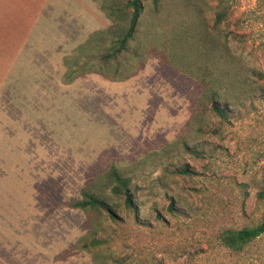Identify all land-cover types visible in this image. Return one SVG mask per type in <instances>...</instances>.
Masks as SVG:
<instances>
[{"label":"rangeland","instance_id":"374dc122","mask_svg":"<svg viewBox=\"0 0 264 264\" xmlns=\"http://www.w3.org/2000/svg\"><path fill=\"white\" fill-rule=\"evenodd\" d=\"M85 42L53 84L83 77L75 100L0 90V264H264V236L240 258L219 240L264 211V0H149L104 74L88 71L106 46ZM229 54L242 104L224 122L200 101L206 67L225 76ZM88 188L117 222L72 207Z\"/></svg>","mask_w":264,"mask_h":264},{"label":"crops","instance_id":"0c3cea01","mask_svg":"<svg viewBox=\"0 0 264 264\" xmlns=\"http://www.w3.org/2000/svg\"><path fill=\"white\" fill-rule=\"evenodd\" d=\"M110 24L100 0H0V90L17 84L25 92L24 85H29L39 99L69 94L67 99L75 100L71 94L78 92L83 77L60 92L53 88L61 83L64 58ZM40 83L50 85L38 93L31 85Z\"/></svg>","mask_w":264,"mask_h":264},{"label":"trees","instance_id":"16d2710c","mask_svg":"<svg viewBox=\"0 0 264 264\" xmlns=\"http://www.w3.org/2000/svg\"><path fill=\"white\" fill-rule=\"evenodd\" d=\"M147 1L149 0H103L102 3L100 2L106 17L111 21V25L106 30L91 35L83 47H81V49H83L88 46H93V42L99 43V45L103 43L99 46L100 50L106 46V50H101L105 52L98 57L100 67L97 68L96 65H92L88 71L89 73H106L105 68H109L112 62L119 63V57L123 55V53L128 52L129 44L135 40L140 19L144 12L145 2ZM152 1L154 3L158 2V0ZM206 55L210 58L209 53H206ZM223 58H225V56H223ZM228 58L230 59L226 61L224 59V62H232L229 61L232 59L230 54ZM234 64L235 63L228 64L227 72L223 77H215L213 75L215 74V70L208 66L205 72L206 77L202 78L204 90L202 92L200 104L204 106L210 105V109L224 122H230V114L233 113L232 110L238 108L242 104L236 94L238 90V80L236 76L239 72L232 69L236 68L233 67ZM210 75L214 77L209 79ZM74 79L75 78H72L68 82H72ZM186 149L191 151L192 154L198 156L200 154V151L194 147H192V149L187 147ZM177 173L183 175L193 174L188 167L177 170ZM109 176L116 184L112 189L113 193L117 196H124L127 208L135 211L134 196L129 187L130 180L121 175L116 167H112ZM260 197L264 199V194H260ZM72 207L82 211H88L89 209L103 211L113 221L117 222L119 220V214L114 207H112L106 199L92 193L89 188L83 190L82 199L73 202ZM169 210L174 212L173 204L169 206ZM262 236H264V211L258 224L246 226L241 229H226L220 233L219 240L225 248L232 251L240 258L245 255L252 244ZM100 243L101 241L94 239L91 246L95 247Z\"/></svg>","mask_w":264,"mask_h":264}]
</instances>
